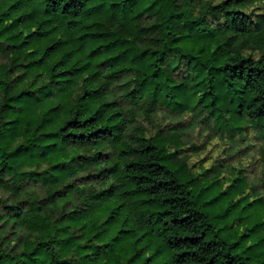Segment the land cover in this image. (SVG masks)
I'll use <instances>...</instances> for the list:
<instances>
[{
	"label": "trees",
	"instance_id": "trees-1",
	"mask_svg": "<svg viewBox=\"0 0 264 264\" xmlns=\"http://www.w3.org/2000/svg\"><path fill=\"white\" fill-rule=\"evenodd\" d=\"M251 127L264 0H0V264H264L196 191Z\"/></svg>",
	"mask_w": 264,
	"mask_h": 264
},
{
	"label": "rangeland",
	"instance_id": "rangeland-1",
	"mask_svg": "<svg viewBox=\"0 0 264 264\" xmlns=\"http://www.w3.org/2000/svg\"><path fill=\"white\" fill-rule=\"evenodd\" d=\"M251 128L235 131L234 135H219L208 144L207 140L199 139L202 145L198 154L202 157L205 153L207 158L196 168L198 175H202L196 191L204 200L213 198L208 210L216 216L218 224L226 225L224 233L231 237L241 236L249 224L264 218V198H258L264 192L253 191L258 185V175L264 173V165L259 162L264 136ZM235 181L236 188L229 187ZM235 195L247 197L234 205L232 197ZM244 221L246 225L240 226ZM259 235L260 232L254 233L253 239Z\"/></svg>",
	"mask_w": 264,
	"mask_h": 264
}]
</instances>
